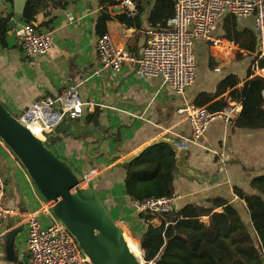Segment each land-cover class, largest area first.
Here are the masks:
<instances>
[{"label":"crops","instance_id":"1","mask_svg":"<svg viewBox=\"0 0 264 264\" xmlns=\"http://www.w3.org/2000/svg\"><path fill=\"white\" fill-rule=\"evenodd\" d=\"M65 1V6L50 8L48 14L41 12L44 16L39 29L51 31L53 37V48L48 54L25 55L15 31L9 36L12 48L3 50L0 47V100L19 115L37 100L61 95L74 86L84 102L93 103L85 107L84 114H94L98 126L86 119L84 122L101 132L103 139L97 132L86 129L64 134L54 146L57 153L82 174L97 170L88 184L121 226L128 242L135 239L141 243L148 225H159L162 218L153 215L148 220L140 215L125 190L126 170L122 158L111 157L119 151L134 154L165 133L172 134L188 148L185 163L190 171L183 173L177 167L175 170L173 185L179 196L176 209L187 203L209 206V199L224 198L237 207L242 220L251 226L245 200L237 192L259 194L253 182L264 177V127L250 129L239 126L238 119L230 124L216 119L204 136L195 141L188 117L179 109L189 103L195 104L197 96L203 93L213 95L204 104L207 106H217L222 99L227 102L229 97L237 99L230 95L234 89L242 87L255 75L264 77V67H260V63L257 69L253 68L258 42L254 18L236 17L239 30L247 28L255 32L254 51L243 49L240 42L224 36L225 17L214 32L223 40L222 45L197 40L194 45L197 79L183 94H178L165 84L162 75L141 77L133 62L125 63L119 72L103 70L95 74L99 67L97 39L100 36L95 26L103 8L101 0ZM5 7L12 12L13 2L0 0V13ZM109 10L112 14L124 11L121 4L109 6ZM140 20L130 27L116 20L108 23L107 32L113 43L128 48L134 55L140 53L150 28L147 15ZM227 76H235L238 83L219 91L221 81ZM170 150L165 144L155 147L156 153ZM0 177L7 183L5 204L14 210L0 226V264H24L27 216L38 210L45 200L5 144H0ZM42 220L47 221V216L43 214ZM14 230L17 231L14 250L10 252L4 237ZM137 242L134 244L139 246Z\"/></svg>","mask_w":264,"mask_h":264},{"label":"built area","instance_id":"2","mask_svg":"<svg viewBox=\"0 0 264 264\" xmlns=\"http://www.w3.org/2000/svg\"><path fill=\"white\" fill-rule=\"evenodd\" d=\"M174 14L167 26L157 25L147 30L145 43L138 55L128 48L116 46L111 35L106 32L97 39L99 67L94 71L100 74L103 70L119 72L127 62L136 65V72L141 77L162 75L165 84L178 94H183L197 79L198 63L194 50L197 40H207L213 45H222L223 40L214 35L218 22L229 14L239 18H254V27L259 37L257 54L253 68L257 69L264 58V0H173ZM131 3L133 4L131 6ZM122 8L129 15L137 12L135 2L124 0ZM7 14L5 7L2 11ZM27 56L48 54L53 48V37L49 30H40L34 23L23 22L15 29ZM91 102H84L74 86L57 96H48L34 102L18 118L31 129L33 124L39 126L43 140L53 131L54 126L67 114L69 119L91 121L94 114L85 116L84 109ZM242 111V102L228 98L226 105L219 110H210L207 105L186 104L179 109L186 113L192 128L195 141H199L209 125L216 119L225 124L235 122ZM0 144L4 142L0 139ZM97 175L93 169L84 174L89 183ZM7 183L0 177V226L3 220L14 210L5 204ZM179 200L177 194L134 200V207L140 213L158 216L173 212ZM46 215L48 220L43 221ZM27 257L24 264H89L88 258L78 245L64 223L56 218L52 204L44 201L41 207L27 216ZM1 236V232H0ZM141 263L147 262L140 259ZM149 263L155 264L154 261Z\"/></svg>","mask_w":264,"mask_h":264},{"label":"trees","instance_id":"3","mask_svg":"<svg viewBox=\"0 0 264 264\" xmlns=\"http://www.w3.org/2000/svg\"><path fill=\"white\" fill-rule=\"evenodd\" d=\"M123 1L101 0L103 8L95 26L98 36L108 31V23L111 20L129 27L134 26L135 22L139 24L140 15L151 6L153 0H132L137 8L134 16L125 11L112 14L109 6L120 5ZM65 5V0H30L25 9L24 22L35 24L37 15L41 12L48 14L50 8ZM173 14L172 0H156L153 9L147 14V23L150 27H166ZM12 16L13 12L0 13V47L3 50L12 48L9 44V21ZM237 25L236 16L227 15L223 24L224 36L240 42L241 48L254 51L255 32L247 28L239 30ZM260 67H264V59L260 61ZM237 83L235 76H227L221 81L219 91H225ZM263 90L264 77L255 75L242 87L230 93L242 102V111L237 122L239 126L250 129L264 127ZM212 97L211 94H200L195 99V104L204 105ZM226 103L222 99L217 106L208 107L210 110H219ZM91 123L98 126L95 118ZM31 127L35 132L38 131L37 126ZM176 161V153L172 150L156 153L154 146L147 147L139 158L123 165L126 170L127 195L133 200H143L175 194L173 182ZM253 183L259 194H246L240 190L237 192L245 200L251 226L242 220L237 207L224 198L209 199V206L187 203L173 212L160 215L162 222L159 225H148L141 240L144 259L147 262L154 261L155 264H263L264 177L256 178ZM218 208L222 210L218 211ZM140 215L148 220L152 219L153 215L156 216L150 213ZM138 249L142 256L139 246Z\"/></svg>","mask_w":264,"mask_h":264},{"label":"water","instance_id":"4","mask_svg":"<svg viewBox=\"0 0 264 264\" xmlns=\"http://www.w3.org/2000/svg\"><path fill=\"white\" fill-rule=\"evenodd\" d=\"M30 0H13V16L9 21L10 33L24 21L25 9ZM173 1V0H172ZM156 0L141 15L151 12ZM44 14L35 23L38 26ZM259 37L257 36V41ZM258 45V42H257ZM257 53V49H256ZM89 129L103 135L84 119H69L63 114L47 140L38 137L0 100V139L22 164L42 198L52 204V211L68 228L88 258L89 264H142L130 248L125 233L108 208L82 174L71 162L60 156L54 144L70 132ZM121 138V137H120ZM169 146L177 154L176 167L183 173L190 171L185 159L187 144L180 143L172 134L165 133L150 146ZM147 147L126 155L119 151L111 158L121 157L122 164L139 158ZM107 154V152H105ZM16 230L9 232L7 249L14 250ZM264 264V256L262 257Z\"/></svg>","mask_w":264,"mask_h":264},{"label":"rangeland","instance_id":"5","mask_svg":"<svg viewBox=\"0 0 264 264\" xmlns=\"http://www.w3.org/2000/svg\"><path fill=\"white\" fill-rule=\"evenodd\" d=\"M7 148H8V147H7ZM8 149H9V148H8ZM127 236H128V234H127ZM128 238H129V239H133V238H131V237H129V236H128ZM134 241L137 242V240H135V239H134ZM134 241H133V240H129V242H130V246H131V248H132L135 252H137V254L140 255V252H139L138 246H136V245L134 244ZM137 243H138V242H137ZM138 245H139V247L141 248V251H142V256H141V257L144 259V256H143V249H142V244L139 242ZM142 258H141V259H142ZM143 264H152V263L145 262V263H143Z\"/></svg>","mask_w":264,"mask_h":264},{"label":"bare ground","instance_id":"6","mask_svg":"<svg viewBox=\"0 0 264 264\" xmlns=\"http://www.w3.org/2000/svg\"><path fill=\"white\" fill-rule=\"evenodd\" d=\"M132 5H133V4L131 3V6H132ZM33 125H35V126L38 127V131L35 132V131L32 129V127H31V129H32L36 134L40 135V132H39V126L36 125V124H33ZM125 236H126V235H125ZM126 239H127V237H126ZM127 242H128V239H127ZM128 244H129V242H128ZM129 246H130V244H129ZM130 248H131V246H130ZM131 249H132V248H131ZM132 251L135 253V255H136L137 257H139L140 259L142 258L141 255L137 254V252H135L133 249H132Z\"/></svg>","mask_w":264,"mask_h":264}]
</instances>
